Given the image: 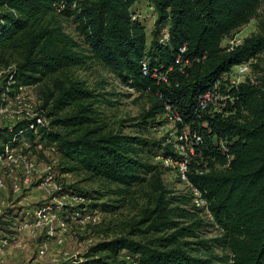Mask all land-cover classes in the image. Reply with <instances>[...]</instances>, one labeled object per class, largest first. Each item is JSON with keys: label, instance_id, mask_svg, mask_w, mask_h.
Returning a JSON list of instances; mask_svg holds the SVG:
<instances>
[{"label": "trees", "instance_id": "obj_1", "mask_svg": "<svg viewBox=\"0 0 264 264\" xmlns=\"http://www.w3.org/2000/svg\"><path fill=\"white\" fill-rule=\"evenodd\" d=\"M137 1L0 0V67L7 70L9 86H36L41 100L40 115L22 119L12 129L0 128V153L39 138L56 147L65 172H83L128 195L135 185L149 183L140 217L115 232L97 225L107 238L70 264H264V60L263 66L253 63L262 76L237 90L236 114L212 120L213 133L202 131L209 171L197 173L204 168L199 158L189 167V180L202 191L223 229L210 239L198 234L205 222L184 206L189 199L167 195L163 172L145 158L148 140L108 128L94 107L97 94L72 72L94 61L146 96L149 107L139 124L143 129L163 123L166 103L196 126L200 97L212 83L231 66L264 53V26L231 49L222 44L256 16L262 0H150L158 14L150 44L145 25L133 19L131 7ZM70 18L85 47L65 31L63 22ZM166 26L169 42L162 43ZM183 46L187 50L181 53ZM43 114L49 127L37 121ZM212 134L230 140L234 159L229 168L216 166L227 157ZM161 149L166 158H179L171 144ZM78 191L82 196L93 192ZM100 205L113 210L106 202ZM178 218L192 223L180 226Z\"/></svg>", "mask_w": 264, "mask_h": 264}, {"label": "rangeland", "instance_id": "obj_2", "mask_svg": "<svg viewBox=\"0 0 264 264\" xmlns=\"http://www.w3.org/2000/svg\"><path fill=\"white\" fill-rule=\"evenodd\" d=\"M131 12L145 25L148 44H150L158 16L154 4L150 0H138L131 7ZM63 23L65 31L85 47L83 38L78 31V24L71 18ZM263 26L264 0H262L256 16L247 24L234 30L229 35L230 39L225 37L222 44L223 46L229 45L232 37L237 40L235 44L242 43L246 38L262 32ZM167 29L168 26L165 27L160 37L165 38ZM85 52L87 53V51ZM263 60L264 53L256 58L254 62L263 66ZM259 70L256 67L253 68L251 75L253 80L262 76V72ZM6 71V69L0 67V108L4 110L3 114L0 115L2 124H12L23 118H33L40 115L38 108L41 105V100L38 87L26 86L17 89L16 87L7 86L12 81H8L6 78ZM72 72L75 78L81 80L97 94L94 99V107L101 111L100 116L108 128H113L124 134L140 135L148 140L145 147V158L163 172L162 179L168 190L167 195L171 197L185 196L190 191L189 185L182 181L178 168L162 153L161 148L166 144L167 129L151 127L150 125L147 129H143L139 125L142 122L141 113L149 107L148 98L124 84L118 76L94 61H89L82 68H74ZM39 118H41L43 125L50 126V119L46 115L43 114ZM15 154L25 156L27 161H20L21 166H24L26 162L34 165L33 179L30 183L31 186L24 187L22 172L20 170L18 173L15 172L20 168L16 167L17 169L13 172L10 167L6 168L0 165V174L4 175L7 185V190L0 191V208L4 212V214H1L3 218L0 215V224L3 226V229H0V237L2 235L5 237L12 236L16 232L13 223L17 219L35 217L34 210L44 205L51 206L52 212L57 211L58 218H68L67 221H69L64 246L58 245L53 237L41 236L36 240L34 248L29 251L30 254L25 255L24 261H21V263L30 260V264L36 259L44 258L47 264H70L72 259L84 254L90 246L107 238L105 232H101L96 227L97 225H103L105 228L103 230L109 227V232L120 231L124 224L132 218L140 217L142 208L148 202L149 183L135 185L132 187L133 193L128 195L126 192H115V189H117L115 184L91 180L83 172H65L60 165L61 154L56 150V147L55 149L52 148V144L39 138L32 147L27 143L19 146ZM15 173L19 178L17 181L13 178ZM49 175L53 177L58 187H61L60 190L48 191L38 187V183ZM16 182L23 185L22 190L15 191L14 184ZM31 187H35L33 192L29 191ZM78 189L93 192L90 196H82L78 193ZM104 202L108 206H112L113 210H104L100 205ZM187 207H192V205L188 204ZM72 208L82 210V215L78 217L83 218L81 221L79 219L75 222L70 220L74 216ZM196 213L205 222V225L198 231L201 238L210 239L221 234V229L211 218ZM178 220L180 226H187L192 223L190 218H178ZM186 240L195 241L197 239L187 237ZM42 249L45 250V254H40ZM65 249L69 251V255H63ZM216 253L221 254V250L216 249ZM122 255L126 256L125 253ZM11 258L12 256L8 264H14V260ZM38 264H40V261H38Z\"/></svg>", "mask_w": 264, "mask_h": 264}, {"label": "built area", "instance_id": "obj_3", "mask_svg": "<svg viewBox=\"0 0 264 264\" xmlns=\"http://www.w3.org/2000/svg\"><path fill=\"white\" fill-rule=\"evenodd\" d=\"M133 19L139 20L137 16L133 14ZM165 29V28H164ZM229 38V35L226 37ZM230 39V38H229ZM160 41L162 43L169 42V30L167 29V33L165 38L161 37ZM237 41L236 38H231L230 40V49L233 46L239 45L235 44ZM235 44V45H233ZM187 50L186 46H183L180 51L184 53ZM255 60L251 59L249 61H245L242 63L235 64L231 66L229 69L224 71L213 83L212 85L201 95L199 102V114H198V125H190L185 123L184 117L182 113L176 108L174 105L170 103H166L165 105V113L163 115V123L157 125L156 127L166 128V144L169 143L173 146V149L176 153H178L179 158H167L173 165L178 168V172L182 181L186 182L190 191L185 195L186 198L189 199V205L192 207H187L192 212H198L201 215H206L208 218H211L215 222V217L209 208L208 200L203 196L202 191L194 185L188 178V172L191 162L198 158L204 163V168H198L197 173H204L209 171V160L205 157L203 149V145L205 143V137L202 133L203 130H208V132L213 133L212 130V120L216 118L226 119L230 116H233L237 112V96L236 92L240 88L241 85L247 84L250 82H254L252 79V71H253V63ZM143 66L145 73L148 72V59H143ZM157 76V74L155 73ZM161 77V76H159ZM163 79L166 78L163 76ZM12 83V82H11ZM10 83V84H11ZM9 86V84H7ZM5 91V90H4ZM9 92V91H8ZM4 112L3 108H0V115ZM29 118V117H27ZM26 119V118H23ZM0 118V128L3 126H7L10 129L20 120L12 124H2ZM38 123L42 124L41 118L38 117ZM43 125V124H42ZM213 143L223 154H226V161L223 165H217L220 168H229L232 160L234 159V155L230 153V140L227 137L218 136L217 134H212ZM29 144L32 147V144L29 141L24 140L21 144ZM38 143V142H36ZM19 147H10L7 146L5 148L4 153H0V165L10 167V169L14 172L18 173L20 170L23 175L24 184L31 186L33 179V170L34 165L25 163L24 166L19 164L20 161H27L25 156L22 154L16 155V151ZM52 148L55 149V146L52 145ZM57 150V149H56ZM20 165V166H19ZM17 167V168H16ZM13 174L15 178L17 174ZM38 187L44 188L48 191H56L60 190L58 185L54 182L53 177L51 175L47 176L44 180L38 183ZM15 191L22 190V187L19 183L14 184ZM35 188V187H31ZM7 190L6 181L4 175L0 174V191ZM73 209V217L70 218L73 222L81 221L83 218H78L82 215V210L80 208H72ZM33 212V210H32ZM4 214L3 210L0 208V215ZM35 217H24L17 219L13 225L16 232L14 234L8 236L0 237V264H5L7 260L12 256L13 247L12 244L20 242L22 238V234L28 233L31 236L38 237L39 232L46 233L47 236L53 237L58 245H64L66 241L65 233L68 231L69 221L68 218H58V212H52L51 206L44 205L41 208L34 210ZM216 224V222H215ZM218 225V224H216ZM219 226V225H218ZM221 229V233L223 229ZM40 254H45V250H40ZM69 255L68 251H65L64 254ZM127 259H130L129 255L124 256Z\"/></svg>", "mask_w": 264, "mask_h": 264}, {"label": "crops", "instance_id": "obj_4", "mask_svg": "<svg viewBox=\"0 0 264 264\" xmlns=\"http://www.w3.org/2000/svg\"><path fill=\"white\" fill-rule=\"evenodd\" d=\"M13 177V176H12ZM16 181L19 179L18 177L17 178H15V177H13ZM21 187L23 186V185H20ZM24 187H29V185H27V184H25L24 185ZM33 189L34 188H32L31 190H29V191H32L33 192ZM1 217L3 218V215H1ZM0 229H3V226L0 224ZM22 236V238L20 239V242H17V243H15V241L13 242V244H12V247H13V250L14 251H12V260H14V264H29V261L30 260H27L26 262H23V263H21V261H24V257H25V255L27 256V255H29L30 253H29V251L31 250V249H33L34 248V246H35V242H36V240H38V238L39 237H41V236H46L47 237V235H46V233H44V232H39V234H38V237H35V236H31L30 234H28V233H24V234H22L21 235ZM49 237V236H48ZM67 239V238H66ZM65 243H66V241H65ZM65 245V244H64ZM64 245H62V246H64ZM64 249V248H63ZM63 251V250H62ZM65 251H68V250H66L65 249ZM64 251V252H65ZM64 252H63V254H64ZM69 252V251H68ZM58 254V253H57ZM57 254H56V256H57ZM39 256V255H38ZM30 257V256H29ZM40 258V257H39ZM38 261H40V264H47V263H45V259L44 258H40L39 260L38 259H36V260H34V262H32V263H30V264H38ZM10 261L9 260H7L6 262H5V264H8Z\"/></svg>", "mask_w": 264, "mask_h": 264}]
</instances>
